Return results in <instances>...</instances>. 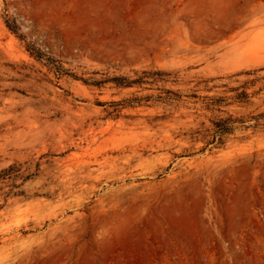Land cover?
I'll return each mask as SVG.
<instances>
[{"label":"rangeland","instance_id":"1","mask_svg":"<svg viewBox=\"0 0 264 264\" xmlns=\"http://www.w3.org/2000/svg\"><path fill=\"white\" fill-rule=\"evenodd\" d=\"M144 70L171 75L79 80ZM16 163L40 172L0 211V264H264V0H0Z\"/></svg>","mask_w":264,"mask_h":264},{"label":"trees","instance_id":"2","mask_svg":"<svg viewBox=\"0 0 264 264\" xmlns=\"http://www.w3.org/2000/svg\"><path fill=\"white\" fill-rule=\"evenodd\" d=\"M8 27L12 30L16 28V26L8 24ZM29 52L32 56L37 58L38 60H45L46 64L53 70L57 76H62L67 74L66 70L61 66V64L51 58L43 54L39 49L35 46L31 45L28 48ZM171 74L165 73L161 70H144L141 72H135L136 78L129 77H113V78H103L102 80H94V79H79L83 81L86 85L94 86V87H102L106 83H114L119 88H131L134 86H144V85H152L160 81H164L165 78L170 77ZM168 95L167 100H180L181 95L174 93L172 91H167ZM172 95V97H171ZM174 97V98H173ZM248 95L246 93H241L237 97L238 99L245 100ZM158 99H162L158 97ZM150 97H147L148 101ZM142 99H135L133 103L140 104ZM126 102H110V103H101L98 102L99 106H109L113 108V111L110 114L115 113L118 115L120 112L119 106H122ZM218 103V102H217ZM231 122H220L216 123V132L215 139L217 140L219 137V144H222V136L226 133L231 132L230 128ZM40 172V165H37L36 170L33 172L30 168L23 169V164L16 163L8 168H5L0 171V211L3 210L8 204L9 201L16 197L25 196V191L22 190V187L29 181L34 180Z\"/></svg>","mask_w":264,"mask_h":264}]
</instances>
